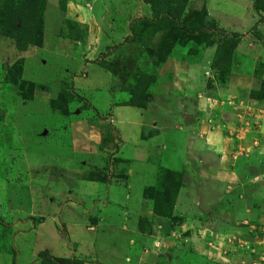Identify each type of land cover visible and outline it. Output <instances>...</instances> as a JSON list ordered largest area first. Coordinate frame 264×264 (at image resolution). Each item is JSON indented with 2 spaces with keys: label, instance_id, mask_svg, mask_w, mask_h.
I'll return each mask as SVG.
<instances>
[{
  "label": "rangeland",
  "instance_id": "374dc122",
  "mask_svg": "<svg viewBox=\"0 0 264 264\" xmlns=\"http://www.w3.org/2000/svg\"><path fill=\"white\" fill-rule=\"evenodd\" d=\"M136 80L173 128H120ZM117 242L127 264H264V0H0V264Z\"/></svg>",
  "mask_w": 264,
  "mask_h": 264
},
{
  "label": "crops",
  "instance_id": "0c3cea01",
  "mask_svg": "<svg viewBox=\"0 0 264 264\" xmlns=\"http://www.w3.org/2000/svg\"><path fill=\"white\" fill-rule=\"evenodd\" d=\"M159 96H157L158 99H163V98H161V97H163V95L160 96V97ZM163 100L165 102V106L170 104L169 102L167 103L166 99H163ZM155 102L152 103V106L150 108H148V109H147V107H145L144 109H141V108L132 107V106H117V107H113L112 108V114H113V117H115L117 110L126 109V112H127L128 111L127 108H130L132 110V114L135 113V111H137V114L135 115V117H136L135 121H133V122H121L120 123V128L124 127V129L128 128V129L131 130V128L133 127V130H134L135 133L138 132L139 128H141L148 121H150L149 124L154 125L155 127H157V121L163 122L165 125H168L170 123V121L172 122V120L165 118V113H166L167 110L164 111V109H162V112L159 114V110L160 109H158L156 107ZM165 108H167V107H165ZM176 112H177V110H176ZM150 113L154 114L155 117L150 119V120H146L145 116H147ZM161 114H163V117H161ZM173 123L172 124L170 123L171 126L169 125L171 128H173V126H175ZM164 127H166V126H164ZM165 129L166 130H163L162 128H161V130L157 129V135H155V137L157 138V142H159V140H162V139L163 140H167L166 138H168L169 135H167L166 137H165V135L168 134L167 131H169V129L168 128H165ZM215 137H216V134L212 135L211 137H205V138H199V139L195 138L196 141L194 143L198 144L201 147V150L203 149L204 152H207L206 149L208 148V151H211V153L215 155L216 154V149H217L216 145L215 144L214 145L211 144V141H212L211 138H214L215 141L219 140V139H217ZM124 139L125 138L123 137V141H125ZM152 139H154V138H150V141H152ZM212 143H213V141H212ZM217 159H218L217 161H221V159L219 160L218 156H217ZM101 228H103V226H101ZM115 228L116 227H114L113 229H115ZM121 228H123V230H120ZM121 228H118L120 230V231H118L119 234L126 235L125 234L126 233L125 228L124 227H121ZM120 244H121L120 242H117L115 245H113L112 243H108V244L103 245V246H101V244L99 245V246L103 247V248H100L101 252H103L107 256H110L111 250H113L115 255H116V256H113V259H112L114 262H106L107 264L108 263L109 264H127V263H123L121 261L123 256L120 255L121 254V250H122L121 247H120ZM125 261H127L128 264H136V263L133 262V258H130V259L127 258V259H125Z\"/></svg>",
  "mask_w": 264,
  "mask_h": 264
},
{
  "label": "trees",
  "instance_id": "16d2710c",
  "mask_svg": "<svg viewBox=\"0 0 264 264\" xmlns=\"http://www.w3.org/2000/svg\"><path fill=\"white\" fill-rule=\"evenodd\" d=\"M255 6L258 7L260 0H254ZM106 70L108 72H110L112 75H114V69L112 68V66H108L106 68ZM146 81L144 80H136L134 86L129 88L128 91V95H129V99H128V106H132V107H140L146 104L147 102V97L143 96L142 94H140L142 91L145 90L146 87ZM142 98V99H141ZM54 259V260H53ZM46 258L45 260H43V263L46 264H73L72 260L69 259H62V258ZM75 264V263H74ZM76 264H80L79 262L76 261Z\"/></svg>",
  "mask_w": 264,
  "mask_h": 264
}]
</instances>
